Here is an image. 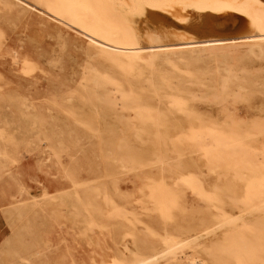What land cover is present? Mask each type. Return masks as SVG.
Masks as SVG:
<instances>
[{
	"label": "rangeland",
	"instance_id": "374dc122",
	"mask_svg": "<svg viewBox=\"0 0 264 264\" xmlns=\"http://www.w3.org/2000/svg\"><path fill=\"white\" fill-rule=\"evenodd\" d=\"M40 4V0H0V144L3 127L24 137L26 143L20 147L18 163L0 169V252L14 249L17 253L0 264H103V256L125 251L126 245L134 251L145 243V228L163 237L169 231L187 234L202 219L236 215L238 209L229 200L232 193L214 201L195 196L191 190L181 196V208L175 206L167 220L151 209L149 194L160 177L159 157L165 152L151 114L159 96L149 77L153 68H163L165 52L176 57L191 55L194 67L206 72L201 83L187 86L194 111L220 121L230 115L241 123L264 122V54L258 49L251 52L248 43L252 39L245 21L225 12L194 14L186 21L161 11L136 16L141 51L154 63L135 70L127 65L126 71L121 62L112 59L124 60L120 48L102 39L90 40L74 25L65 27L59 14ZM209 38L218 41H204ZM25 63H32L35 69L27 73ZM222 78L232 79L227 88L221 86ZM90 92L93 94L89 96ZM160 92L172 94V90ZM167 162L174 165V171H168L167 166L164 172L170 186L187 172L209 185L215 182L188 147L180 158L175 156ZM76 168L84 184L99 183V187L116 192L114 184L118 182L119 191L114 193L117 204L135 211L139 218L134 238L124 236L118 224L110 226V231L91 233L80 222L66 219L70 210L60 207L58 196L74 191L66 173L70 169L76 173ZM96 201L102 203L100 198ZM231 228L208 238L206 245L227 246L253 264H264V211L255 212L245 222L237 219ZM160 238L146 242L159 244ZM195 247L189 244L176 262L193 264L197 254H202Z\"/></svg>",
	"mask_w": 264,
	"mask_h": 264
},
{
	"label": "bare ground",
	"instance_id": "6f19581e",
	"mask_svg": "<svg viewBox=\"0 0 264 264\" xmlns=\"http://www.w3.org/2000/svg\"><path fill=\"white\" fill-rule=\"evenodd\" d=\"M40 3L42 6L48 7L59 14L65 27L70 28L71 25H74L83 30L85 36L89 37L90 40L96 41L97 39H102L120 48L124 60H118V57H114L115 55L112 56L114 57L112 59L115 62H121L122 65L125 66V70L127 65H130V68H128L129 70H135L142 67V64L150 65V63H154L152 61L150 62V60L143 55L139 31L134 24L136 16H143L147 12L157 14V12L161 11L180 21H186L194 14L205 13L219 14L225 12L238 18L241 17L245 21L246 28L250 32L249 37L250 40H252L249 41L248 45L251 52L255 53V49H258L261 55L264 54V0H40ZM255 36H258L257 40H253ZM204 41L217 43L218 39L209 38L204 39ZM165 49L169 48L166 47ZM168 52L169 51L165 52L166 56L162 57L163 62L161 64L163 68H153L154 71H152L151 77H149L153 82L155 92H157L159 96L158 102L152 109L151 114L155 122H157L158 142L162 145L163 151L165 152L161 156L159 155L160 166H158L161 169V174L160 177L158 176L159 178L155 176L158 180H155L152 191L149 194L151 209L158 211L167 220L171 217L172 209L177 205L180 206L181 196L183 194L187 195L186 192L191 190L194 192L195 196L214 201H221L227 198L223 196L232 193L231 197H229V195L228 197L232 204L238 209V212L236 215L219 216L216 220H201L200 218L199 220L201 221H198L199 223H197V225L195 224L194 227L187 230V234L178 233V230H180L178 227V230H176L178 234L169 231L163 237L159 236L153 229L145 228L146 231L143 233L147 240L162 237L160 238L162 243L157 244L152 240L151 242H146V240L145 243L141 244L140 247L138 246L134 251L126 245L124 248L125 251L118 252L113 256L111 255L109 258L103 256L102 263L164 264L169 262L168 264H178L176 261L180 255L184 254L185 248L189 244H194L197 250H200L203 255L200 253L197 254V257L192 260L193 264H199V262L203 264H253L249 259L241 257L242 255L238 256L239 253L235 252V250H229L227 246H217V244L210 246L206 245V240L217 235L219 232L225 233L228 231L237 219L245 222L250 216H253L255 212L264 211V122L253 121L241 123L236 117L230 115L228 116V120L220 121L198 114L192 108L193 101L191 98L193 99V97L189 98L190 91L187 86L201 83L202 76H204L206 72H202L194 67L191 55L190 57L182 55L176 57L173 56L175 53L170 54ZM198 55H200V53ZM24 69L27 73H31L35 68L32 63H25ZM232 72L233 71H231V73ZM133 75H135V73L132 74V77ZM141 79L144 81L143 78ZM231 80L230 78L225 79L221 86L227 88ZM103 83H105V81ZM139 85L142 84L139 83ZM191 87L193 86L191 85ZM240 88L239 86L238 89ZM162 90H172V94L170 96H168L166 92L160 94ZM134 91H137V89ZM91 93L92 92L89 93V96ZM221 96L219 98H221ZM134 107L136 108V106ZM134 107L133 110H135ZM162 126H165V130H162ZM1 131L0 169H3L18 163V152L20 147L26 143L24 137H18L14 132L4 127ZM155 142L157 141H154V143ZM187 147L190 148L191 152L198 155L201 165L205 167L208 173L215 179L213 184L209 185L206 183L205 179L201 180L194 175V173L187 172L182 174L185 176L180 175L174 186L169 185L167 181L170 178L166 180L164 172L167 171V166H169L168 171H174V165L170 166L167 161L169 158L175 156L180 158L184 155ZM140 157L142 158V156ZM126 160L129 163L128 159ZM180 165L181 160H179L175 166L180 167ZM66 176L71 178L74 186V191L66 192L58 196L61 198V202L58 203L60 207L66 206L70 210L66 219L80 222L84 225L83 227L91 233L96 230L103 232L109 229L110 231V226L112 227L118 224V229L123 230L124 236L128 235L134 238L137 235L135 225L139 222L137 213L135 211L129 212L125 207H120L114 197V193L119 191L118 182L114 184L116 192H112L111 188V191H109L104 187H99V183L97 185L84 184L79 176L77 168L76 173L73 169L68 170ZM96 198L102 199V203H98ZM37 205L38 204H35L33 207L35 208ZM223 206L227 205L225 204ZM206 213L205 211V214ZM211 214L210 216H212ZM200 215L202 216V213ZM208 216L209 215H207V217ZM105 220L114 222V225H106L103 222ZM170 227L171 226H169V228ZM18 233L19 232H17V234ZM31 234L33 235V233ZM34 238L32 239L33 242ZM17 240H19V238ZM24 241L26 242V240ZM35 241V243H37L38 240ZM137 241L139 240L137 239ZM13 243L15 245V241ZM13 252L15 253L14 249L0 252V263L4 262L6 258L14 256ZM200 257H203L204 260L202 261ZM24 260H22V262Z\"/></svg>",
	"mask_w": 264,
	"mask_h": 264
}]
</instances>
